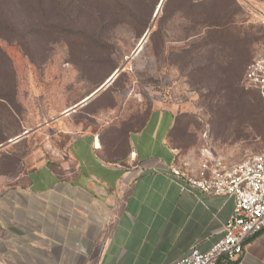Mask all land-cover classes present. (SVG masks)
I'll use <instances>...</instances> for the list:
<instances>
[{
    "label": "rangeland",
    "instance_id": "obj_1",
    "mask_svg": "<svg viewBox=\"0 0 264 264\" xmlns=\"http://www.w3.org/2000/svg\"><path fill=\"white\" fill-rule=\"evenodd\" d=\"M159 2L0 0V192L48 162L72 170L78 137L124 156L153 109L177 114L187 171L264 149V101L243 82L264 55V0H165L155 16Z\"/></svg>",
    "mask_w": 264,
    "mask_h": 264
},
{
    "label": "crops",
    "instance_id": "obj_2",
    "mask_svg": "<svg viewBox=\"0 0 264 264\" xmlns=\"http://www.w3.org/2000/svg\"><path fill=\"white\" fill-rule=\"evenodd\" d=\"M176 119L151 110L114 160L93 136L78 137L72 170L48 162L2 190L0 264H174L193 249L208 253L224 238L235 199L180 189L170 170L179 166ZM239 264H264V231Z\"/></svg>",
    "mask_w": 264,
    "mask_h": 264
},
{
    "label": "built area",
    "instance_id": "obj_3",
    "mask_svg": "<svg viewBox=\"0 0 264 264\" xmlns=\"http://www.w3.org/2000/svg\"><path fill=\"white\" fill-rule=\"evenodd\" d=\"M243 82L264 99V55L247 66ZM170 170L182 191L198 190L235 199L224 238L208 253L193 249L174 264H239L247 242L264 231V149L231 166L208 162L197 175L178 165Z\"/></svg>",
    "mask_w": 264,
    "mask_h": 264
},
{
    "label": "water",
    "instance_id": "obj_4",
    "mask_svg": "<svg viewBox=\"0 0 264 264\" xmlns=\"http://www.w3.org/2000/svg\"><path fill=\"white\" fill-rule=\"evenodd\" d=\"M164 2H165V0H161L160 1V3H159V6H158V8H157V10H156V15L155 16H157L158 15V13H159V11H160V9H161V7L163 6V4H164ZM149 32L150 31H148L145 35H144V37H143V39H142V41H141V43H143V41H145L146 39H147V37H148V35H149ZM140 43V44H141ZM140 47H141V45H140ZM119 72H120V70H116L107 80H106V82L104 83V84H102L99 88H97L93 93H91L88 97H86L85 99H83V102H82V104H87L90 100H92L93 98H95L102 90H104L117 76H118V74H119ZM18 138H21V137H18Z\"/></svg>",
    "mask_w": 264,
    "mask_h": 264
},
{
    "label": "trees",
    "instance_id": "obj_5",
    "mask_svg": "<svg viewBox=\"0 0 264 264\" xmlns=\"http://www.w3.org/2000/svg\"><path fill=\"white\" fill-rule=\"evenodd\" d=\"M160 1H161V0H160ZM159 3H160V2H159ZM159 12H160V11H159ZM158 14H159V13H158ZM148 31H149V30H147V32H148ZM147 32H146V33H147ZM146 33H145V34H146ZM145 34H144V35H145ZM250 63H251V62H250ZM250 63H249V64H250ZM249 64H248V65H249ZM248 65H247V66H248ZM117 70H118V69H117ZM115 71H116V70H115ZM115 71H114V72H115ZM245 71H246V70H245ZM114 72H113V73H114ZM113 73H112V74H113ZM119 73H120V72H119ZM244 73H245V72H244ZM112 74H111V75H112ZM111 75H110V76H111ZM110 76H109V77H110ZM109 77H108V78H109ZM108 78H107V79H108ZM105 82H106V81H105ZM105 82H104V83H105ZM221 82H222V81H221ZM104 83H103V84H104ZM99 87H100V86H99ZM99 87H98V88H99ZM249 90H250V89H249ZM92 93H93V92H92ZM88 96H89V95H88ZM88 96H87V97H88ZM97 96H98V95H97ZM97 96H96V97H97ZM258 96H259V95H258ZM96 97H95V98H96ZM259 98H260L261 100L264 101V99H262L260 96H259ZM93 99H94V98H93ZM176 121H177V119H176ZM145 122H146V121H145ZM144 124H145V123H144ZM175 125H176V123H175ZM143 126H144V125H143ZM143 126H142V127H143ZM142 127H141V128H142ZM174 127H175V126H174ZM141 128H140V129H141ZM140 129H139V130H140ZM173 130H174V128H173ZM173 130H172V132H173ZM171 135H172V133H171ZM171 135H170V139H171Z\"/></svg>",
    "mask_w": 264,
    "mask_h": 264
}]
</instances>
